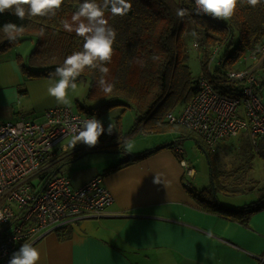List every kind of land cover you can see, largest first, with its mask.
I'll use <instances>...</instances> for the list:
<instances>
[{"label": "crops", "instance_id": "obj_1", "mask_svg": "<svg viewBox=\"0 0 264 264\" xmlns=\"http://www.w3.org/2000/svg\"><path fill=\"white\" fill-rule=\"evenodd\" d=\"M12 54V51L0 54V123L22 116L42 120L46 109L58 105L47 92L49 81L58 77L25 78ZM69 98L70 106L92 118L113 108L125 110L117 106L95 111L96 103L76 91H70ZM163 119L168 122L165 117ZM102 121L105 128L109 122L114 125L111 135L114 142H107L110 135H102L95 147L84 146L94 148V151L67 163L64 157L85 148L79 147L82 143L73 147L72 139H66V145L33 175L32 182L40 189L46 177L59 169L67 172L75 187L101 175L103 184L114 198L106 209L111 216L84 219L62 232L41 237L33 244L41 252L40 264H264V207L251 212L244 221L201 209L186 189L187 186L195 187L185 180V177L192 178L195 170L184 158L181 143L189 138L181 127L171 129L166 141L167 136L157 137L163 132H141L142 137L128 142L132 144L128 150L121 143L127 136L121 135L114 121L109 117ZM135 132L138 129L132 133ZM175 145H180L181 151H175ZM122 147L131 154L156 150L123 164L126 155L120 150ZM251 152L250 162L257 151L251 146ZM182 160L193 169L192 175L181 165ZM247 182L246 179L231 183L243 186L241 183ZM260 182L263 186L259 190L264 188V179ZM253 186L255 189L256 185ZM244 191L226 192L233 196ZM224 201L227 207L255 202L235 204L229 197Z\"/></svg>", "mask_w": 264, "mask_h": 264}, {"label": "trees", "instance_id": "obj_2", "mask_svg": "<svg viewBox=\"0 0 264 264\" xmlns=\"http://www.w3.org/2000/svg\"><path fill=\"white\" fill-rule=\"evenodd\" d=\"M82 2L83 0H65L61 10L50 18L26 17L21 21L11 13L0 14V54L15 50L13 59L25 78L55 76V69L63 64L68 55L83 49V38L76 36L75 32L64 31L62 27V21L71 22L72 14ZM130 2L132 9L123 17H113L110 10L105 12V18L117 32L112 61L105 65L109 68L105 80L115 85L112 93L103 92L98 83L102 74L98 70L86 69L77 82L88 81L85 98L96 103L95 111L117 106L131 109L135 114L132 132L138 129L145 133H161L176 126L181 127L188 138L206 155L211 165V177H214L211 156L216 149L208 150L198 135L178 123L169 124L163 119L167 110L181 109L196 91V78L186 63L188 55L184 50L182 35L185 34L187 25L191 24L193 31L198 34V40L195 38L198 45L195 50L198 51L196 56L199 67L207 78L220 79L223 75L220 69L231 67L241 53L264 44V3L255 8L247 5L238 7L230 20H221L218 23L203 15H197L191 0ZM178 9L187 10L183 19L177 17ZM7 22L24 26L23 36L15 43H9L3 32V25ZM41 29L44 30L43 37L39 34ZM24 38H30L28 40H33V44L28 47L21 46L20 40ZM19 46L21 48L16 51ZM215 46H218V51L214 59L216 58L218 63L214 60V70L208 73L210 54ZM230 47H233L232 50ZM237 67L243 68L244 65L237 64ZM230 87L225 84L221 88L227 91ZM179 103L181 105L177 107ZM84 146L87 145H79ZM84 148L75 150L63 160L69 163L81 154L94 151V148ZM120 150L125 152L123 147ZM153 150L138 154L126 151L123 164L135 161ZM257 152L264 157L263 143H260ZM59 160L61 162L62 158ZM237 171L241 173L239 179L244 178L243 168L240 167ZM229 176L232 177L230 174ZM220 188L237 193L252 190L254 186H240L238 183L235 185L229 180L228 184H222ZM186 189L201 209L227 218L244 221L251 212L264 207V188L261 189L262 193L257 201L240 207L220 204L216 198V187L212 185L200 189L187 186ZM7 228L8 225L4 229Z\"/></svg>", "mask_w": 264, "mask_h": 264}, {"label": "built area", "instance_id": "obj_3", "mask_svg": "<svg viewBox=\"0 0 264 264\" xmlns=\"http://www.w3.org/2000/svg\"><path fill=\"white\" fill-rule=\"evenodd\" d=\"M217 51L215 46L208 66L215 64ZM244 54L246 58L238 62L244 67L226 68L224 72L220 69V79L200 73L196 91L183 109L178 114L168 110L164 115L169 123H178L198 135L210 151L242 131L248 133L254 150H259L260 143L264 145V44ZM225 84L231 86L227 91L221 88ZM91 118L72 106L58 105L44 111L40 121L22 116L0 123V211H5L8 218L0 221L1 264H8L23 243L34 244L44 235L62 232L84 219L111 216L106 209L114 198L101 175L78 187L61 169L47 176L40 189L30 181L56 157L66 139H73V130ZM173 149L181 151L180 145ZM180 163L193 174L184 160Z\"/></svg>", "mask_w": 264, "mask_h": 264}, {"label": "clouds", "instance_id": "obj_4", "mask_svg": "<svg viewBox=\"0 0 264 264\" xmlns=\"http://www.w3.org/2000/svg\"><path fill=\"white\" fill-rule=\"evenodd\" d=\"M197 15H207L216 20H230L237 12L238 7L245 5L255 8L264 3V0H194ZM65 4V0H0V14L6 12L15 15L19 20L26 17H54ZM132 9L130 0H83L78 9L72 14L71 22L62 21L63 30L75 32L76 36L83 38L82 51L68 55L61 66L55 69L58 79L48 83V95L55 98L58 105L70 106L69 92L77 90V79L86 69L98 70L102 75L98 81L106 94H111L115 85L108 83L105 76L109 72L106 64L111 63L114 55V44L117 32L105 18L106 10H110L113 17H123ZM177 17L183 19L187 10L178 9ZM9 43H15L24 34V26L7 22L3 25ZM44 36V30H40ZM191 35L198 40V34L193 31ZM193 47L198 45L194 42ZM256 51H260L257 47ZM255 54V53H254ZM253 54V55H254ZM72 145L84 143L88 147H95L100 137L107 132L112 135L114 125L109 122L107 128L103 121L93 117L81 122L78 129L73 130ZM126 148L131 150L132 144L127 143ZM8 220L5 211H0V221ZM209 238L212 233H208ZM41 252L32 243H23L17 251L12 253L8 264H40Z\"/></svg>", "mask_w": 264, "mask_h": 264}, {"label": "rangeland", "instance_id": "obj_5", "mask_svg": "<svg viewBox=\"0 0 264 264\" xmlns=\"http://www.w3.org/2000/svg\"><path fill=\"white\" fill-rule=\"evenodd\" d=\"M192 32H193V26L191 24L190 26L187 25L185 34L182 35V41H183L185 53L188 55L186 63L188 64L189 69L193 74V77L196 78L200 73H204V71L201 70V68L199 67L198 58L196 56L197 55L196 52L198 51H196L195 47L192 46L193 43L196 42V39L191 35ZM28 39L30 38L21 39L20 40L21 46L28 47L29 45L33 44V40H28ZM21 46L16 48V51L19 50ZM232 48L233 47H230L231 50ZM14 52L15 50L12 51L13 54ZM245 56L246 54H244V52L241 53L238 56V58L234 61V64L231 67H229V69L231 70L235 69L237 67L238 62H240L242 58H246ZM214 60L217 62L216 58ZM208 67H207L208 73L214 70L213 69L214 64H211ZM225 70L226 67L222 68L223 72ZM205 76L208 77L206 74ZM77 85L78 87L76 92H78L82 96H85L87 94L86 90L88 88V81H78ZM263 102H264V98H263ZM180 105L181 103H179L177 107H179ZM183 107L178 110L175 108L174 110L178 114L183 109ZM73 108L76 111L81 112L75 106H73ZM86 115L90 116L89 114ZM29 117L35 119L36 121L41 120L40 117H33V116H29ZM107 117H109L110 120L114 121V123L116 124V129L119 128V131L122 132L121 135L123 137L127 136L126 138L123 139L125 146H126V142L128 143L129 141L134 140L137 137H142L143 133L139 131L132 133V127L135 122V116H134V112L131 109L122 110V108L121 109L113 108L104 114H100L96 116V118L101 121L106 120ZM170 131L172 130H167L163 132V134H161L162 136H157V137L167 136V138H165L166 141L169 139L168 132ZM104 136H107V132H105ZM123 141L121 143H123ZM107 142L110 143L114 142V139L111 135L109 137V141ZM181 146L184 151L185 160H187L195 170L194 176L192 178L185 177V180L198 188L208 185H212L216 187V198L220 204H223V202H225L224 201L225 197H229V199H231L235 204H239L243 202H251L252 200L257 201L259 196H261L262 191L259 190V188L263 186V183H261L260 181L264 179V157L260 155L258 152H256L254 159L250 162L248 156L252 155L251 152L252 145L250 144V139L247 132L242 131L236 136L231 137L230 139L224 141L218 146L216 151L211 156V163L215 173L214 177H211V171H210L211 165L209 160L207 159L206 155L202 152V150H200L196 146V144L192 139L190 138L184 139L181 143ZM259 149H260V144H259ZM249 164H253V165H249ZM248 166H253V168L252 167L247 168ZM240 167L243 168V172H244L243 173L244 178L241 179H239L241 173L237 171V169H239ZM229 174L232 175V177H230ZM37 176H39V174H37ZM246 179L248 180V182L246 183L247 185L250 186V181H251L252 183L251 185L255 184L256 188L252 190L244 191L243 194H236L233 196H229L225 190L220 188L222 184H228L229 180L230 182H233L234 180L239 181ZM32 180H34V176L30 178V181ZM241 184H243V186H246L245 183H241Z\"/></svg>", "mask_w": 264, "mask_h": 264}]
</instances>
